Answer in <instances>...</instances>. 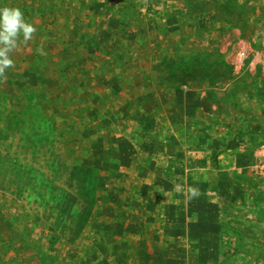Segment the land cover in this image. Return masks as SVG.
<instances>
[{
  "label": "rangeland",
  "instance_id": "rangeland-1",
  "mask_svg": "<svg viewBox=\"0 0 264 264\" xmlns=\"http://www.w3.org/2000/svg\"><path fill=\"white\" fill-rule=\"evenodd\" d=\"M3 7L0 264H264V0Z\"/></svg>",
  "mask_w": 264,
  "mask_h": 264
},
{
  "label": "clouds",
  "instance_id": "clouds-1",
  "mask_svg": "<svg viewBox=\"0 0 264 264\" xmlns=\"http://www.w3.org/2000/svg\"><path fill=\"white\" fill-rule=\"evenodd\" d=\"M37 28L24 18L19 7L0 8V78L6 79L8 69L15 66L12 54L19 51L21 44L27 45L34 39ZM192 196L196 189H189Z\"/></svg>",
  "mask_w": 264,
  "mask_h": 264
},
{
  "label": "crops",
  "instance_id": "crops-1",
  "mask_svg": "<svg viewBox=\"0 0 264 264\" xmlns=\"http://www.w3.org/2000/svg\"><path fill=\"white\" fill-rule=\"evenodd\" d=\"M240 121L234 126L238 132L241 140V133L243 132V138L246 134H255L256 128L259 127V115L255 112L253 116L241 117ZM258 131V130H257Z\"/></svg>",
  "mask_w": 264,
  "mask_h": 264
},
{
  "label": "trees",
  "instance_id": "trees-1",
  "mask_svg": "<svg viewBox=\"0 0 264 264\" xmlns=\"http://www.w3.org/2000/svg\"><path fill=\"white\" fill-rule=\"evenodd\" d=\"M225 6H228V4L227 3H224V8H226ZM182 58L183 59H187V57L186 56H182ZM202 60H205V58H203ZM202 61L200 60V61H198V63H201ZM213 63H211V65H212ZM188 68V67H187ZM186 68V69H187ZM200 69V71L203 69V70H206V68L205 67H203L202 65H201V67L199 68ZM185 71V75L183 74V76H182V74H181V76H179V77H181L182 79H181V81H183L182 83H187V81L188 80H191V79H193L192 77H193V74H194V70H190V71H188V70H184ZM180 73H184V72H180ZM220 75H226L225 77H227L228 75L226 74V73H220ZM180 80V79H179Z\"/></svg>",
  "mask_w": 264,
  "mask_h": 264
}]
</instances>
